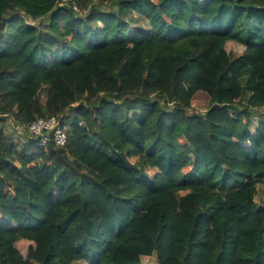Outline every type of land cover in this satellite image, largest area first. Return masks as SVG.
<instances>
[{
	"label": "trees",
	"instance_id": "16d2710c",
	"mask_svg": "<svg viewBox=\"0 0 264 264\" xmlns=\"http://www.w3.org/2000/svg\"><path fill=\"white\" fill-rule=\"evenodd\" d=\"M259 186L264 0H0V264H264Z\"/></svg>",
	"mask_w": 264,
	"mask_h": 264
},
{
	"label": "built area",
	"instance_id": "2783aa9c",
	"mask_svg": "<svg viewBox=\"0 0 264 264\" xmlns=\"http://www.w3.org/2000/svg\"><path fill=\"white\" fill-rule=\"evenodd\" d=\"M27 130L43 148L51 142L58 148L65 147L68 143L67 129L56 117L37 119L27 127Z\"/></svg>",
	"mask_w": 264,
	"mask_h": 264
},
{
	"label": "rangeland",
	"instance_id": "374dc122",
	"mask_svg": "<svg viewBox=\"0 0 264 264\" xmlns=\"http://www.w3.org/2000/svg\"><path fill=\"white\" fill-rule=\"evenodd\" d=\"M97 4V3H96ZM109 8V6H98L99 10L102 11H107ZM140 26H142V28L149 30V26L147 24L146 21L141 22ZM193 109L194 112L198 113V114H203L205 112V110L207 109L206 104H201V103H194L193 104ZM254 124L257 125V120L254 119ZM6 132L8 134V136L11 138V140L13 141H20V142H25L26 139H28L29 137H25V133L24 130L22 128H18L14 125L13 121H9L6 124ZM264 187L259 186V193L256 197V203L258 205H262L263 204V197H262V192H263ZM155 259L154 258H144L143 262L145 263H152ZM78 264H83V263H78Z\"/></svg>",
	"mask_w": 264,
	"mask_h": 264
}]
</instances>
